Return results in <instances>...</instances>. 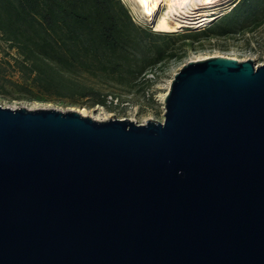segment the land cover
Returning <instances> with one entry per match:
<instances>
[{
    "label": "water",
    "instance_id": "water-1",
    "mask_svg": "<svg viewBox=\"0 0 264 264\" xmlns=\"http://www.w3.org/2000/svg\"><path fill=\"white\" fill-rule=\"evenodd\" d=\"M0 264H264V62H186L163 121L0 106Z\"/></svg>",
    "mask_w": 264,
    "mask_h": 264
},
{
    "label": "trees",
    "instance_id": "trees-1",
    "mask_svg": "<svg viewBox=\"0 0 264 264\" xmlns=\"http://www.w3.org/2000/svg\"><path fill=\"white\" fill-rule=\"evenodd\" d=\"M233 10L250 17L251 29L264 21V0H240ZM167 36L135 23L121 0H0L1 39L31 82L60 99L105 105L106 95L77 76L133 87L176 56Z\"/></svg>",
    "mask_w": 264,
    "mask_h": 264
},
{
    "label": "rangeland",
    "instance_id": "rangeland-1",
    "mask_svg": "<svg viewBox=\"0 0 264 264\" xmlns=\"http://www.w3.org/2000/svg\"><path fill=\"white\" fill-rule=\"evenodd\" d=\"M121 1L128 8L135 23L168 35V45L176 49L174 58L151 67L133 87L95 80L86 75L77 76L78 80L106 95L105 105H93L86 99L74 102L50 96L36 87L26 70H20L21 57L15 48L10 47L0 37V106L29 110L79 111L82 115L98 121L126 119L137 124H143L146 120L161 122L164 117V99L174 75L184 63L211 57H224L237 62L252 60L254 67L264 62V21L259 27L251 29L250 17L246 18L245 13L239 10L234 13V6L240 0L219 2L213 12H206H217L212 20L203 22L200 26L183 24L172 32L156 30L157 22L167 18L165 13L171 0H157L161 7L153 18L147 17L134 0ZM225 17L227 19L223 22ZM207 29L211 31L204 32ZM218 32L224 34L209 35Z\"/></svg>",
    "mask_w": 264,
    "mask_h": 264
},
{
    "label": "bare ground",
    "instance_id": "bare-ground-1",
    "mask_svg": "<svg viewBox=\"0 0 264 264\" xmlns=\"http://www.w3.org/2000/svg\"><path fill=\"white\" fill-rule=\"evenodd\" d=\"M134 1L149 18H153L161 7L157 0ZM222 1L224 0H171L165 13L167 18H162L157 22L156 30L172 32L187 23L200 26L203 22H208L216 16L217 12L210 14L206 12H213L212 10Z\"/></svg>",
    "mask_w": 264,
    "mask_h": 264
}]
</instances>
